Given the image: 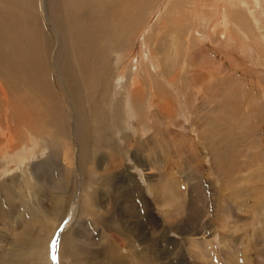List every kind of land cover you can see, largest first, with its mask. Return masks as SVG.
<instances>
[{
  "label": "rangeland",
  "instance_id": "obj_1",
  "mask_svg": "<svg viewBox=\"0 0 264 264\" xmlns=\"http://www.w3.org/2000/svg\"><path fill=\"white\" fill-rule=\"evenodd\" d=\"M182 1V10H172L169 4L161 9L163 12L166 8L165 25L155 13L154 17L146 15L135 27L140 36L148 25L152 29L159 27L160 37L165 32V61H162L163 55H158L153 63H145L147 78L150 81L152 77L157 78L159 90L165 88V97L160 93L165 99V108L153 105L148 108L146 101L142 107L143 120L148 116L150 122L139 121L128 106L133 100L120 89L116 99L122 107L113 112L118 117L115 126L88 123L83 129L88 136L89 153L96 148L93 139L100 137L99 131L103 133L98 138H102L97 148L99 150L100 146V152L94 153V161L84 162L83 169L78 166L81 151L77 130L81 127L75 116H72V124L66 116L69 110L64 101L68 105L69 94H66L68 97L56 95L57 104L52 106V109L56 107L61 120L46 119L45 108L34 101L35 112L45 116L43 128L32 131L25 128L26 125L18 126L27 131L20 137V145L26 143L28 136L32 143L27 140L24 146L36 149L33 157L36 159L20 163L15 160L17 154L11 155L10 171L0 175V185L4 177L17 179L15 185H23L22 197L16 200L17 192L11 191V187L16 190L15 186L8 184L7 190L11 193L0 194L14 203L9 206V209L14 208L11 210L14 218L8 213L0 218V236H5L0 264L14 259H21L22 264H48L43 254L37 260L35 251L31 255L29 247L18 248L29 224L35 225L38 234L46 231H41L47 222L39 201L49 210L55 206L61 208L51 236L49 264L68 263L61 258L62 241L67 245L66 257H71V264L79 263L74 260L76 257L83 259L79 264H264V0L248 1L251 10L244 3L240 7L229 6V12L239 11L247 20L244 26L230 23L232 32L225 33L226 39L221 38L223 28L214 27L221 15L219 8H213L216 0H201L199 9L193 6L200 0ZM196 13L204 17V21H200L201 16L196 19ZM251 13L256 18H252ZM198 22L205 27L201 29L205 32L201 38L202 51L195 46L200 39L192 36ZM188 45L191 48L187 49ZM134 49L137 51V46ZM218 50L224 60L230 59L229 72L232 71L229 86L221 94L217 93L219 98L215 92L211 97L207 90L213 86L211 82H215L214 75L225 78L229 74L221 70L222 76L217 72V68L226 66L224 62L219 63L220 58L214 57L212 51L219 53ZM206 51L211 53L205 54ZM209 56L213 59L209 60ZM142 80L148 98L154 86ZM13 100L18 104L21 97L15 95ZM159 110L165 111V119ZM0 116L3 117L1 112ZM12 116L14 127L19 118ZM216 119H220L218 123ZM225 122L233 125L229 135L214 141ZM2 125L6 123L2 121ZM2 139L3 136L0 142ZM114 147L115 153L112 152ZM222 149L236 155L233 173L228 170L233 159L220 155ZM63 155H67L68 160ZM36 162L40 170L34 167ZM2 164L0 160V169ZM26 167L31 168V173L27 171L31 175L29 182L21 175ZM36 170L42 176L49 172L43 180L36 181L33 175ZM66 175L71 181L69 189L67 193H60L55 186L65 181ZM5 199L2 198L0 204L7 207ZM35 211L43 216L38 223L32 220Z\"/></svg>",
  "mask_w": 264,
  "mask_h": 264
},
{
  "label": "bare ground",
  "instance_id": "obj_2",
  "mask_svg": "<svg viewBox=\"0 0 264 264\" xmlns=\"http://www.w3.org/2000/svg\"><path fill=\"white\" fill-rule=\"evenodd\" d=\"M248 1L252 0H216V5L213 6V8H219L221 15L219 14L220 17L214 27L223 28L224 33L222 32L221 36L224 37L220 36L221 38L226 39L225 33L229 34V31L232 32V28L229 26L230 23L235 22V26L237 24L243 25L247 20V17L239 11H236L235 14L229 12V6L231 8L237 6L240 7L239 5L244 3L248 10H251L249 8V3H247ZM167 4H169V7L175 11L182 10L184 7L182 0H0V112L3 115V117L0 116V137L2 138L3 136L4 139L0 142V160L3 161V169H0L1 176L10 171V168L8 167L9 165H12L10 163L12 158L9 156L17 154L19 156L15 155L16 159L14 157L13 159L18 162L26 161L25 163H27L28 160H32L34 157L36 149L33 147L31 148V146L28 148L24 146L28 143V141L32 143L31 139H28V136L26 137L28 141L23 139L26 143L22 146L20 145V137L24 135L25 130L23 131L18 125H26L25 128L28 127L32 129V131H40L43 128L42 124L45 120V116L41 117L38 115V112H35L36 105H41V107L45 108V112L47 113L46 119L48 118L51 121H56L57 119L61 120L62 117L56 113V107L55 109H52V106L57 104L56 95L60 97L69 94L68 105L67 102L64 101V104L69 110V114L66 115L69 120L68 122L69 124H72V116H75L76 123L81 127L78 130L76 129L79 138V141H77L80 145L81 151L78 162L80 169H83L82 166H84V162L94 161V153L97 154L100 152V146L99 150H97V148L98 145L102 143V138H98L103 136L102 131H99L98 135H100V137L97 136L98 138L93 139V147L96 146V148H94L93 151H90L92 153H89V149L86 147L88 143V136L83 129L88 123L94 124V126H102L104 124H111L112 126H115L118 117L114 115L113 112H118V110L122 107V103L116 99L121 93L120 89H124L126 95L133 100V103L128 106L134 110L133 113L138 116L139 121H142L145 116V112L142 107L145 106L146 101H148V108L152 107V105L162 106L165 108V99L162 97L163 95L160 94L164 93L165 97V88L159 90L161 87L160 81L153 77L150 81L145 72V63H153V61L157 60L156 58L158 55H163L164 58L162 61H165V32L163 36L160 37L159 27H153L152 29V27L148 25L147 29L142 31L140 36V33L137 32V28L135 29V27L137 24L140 25V20L144 19L146 15H153L154 17L155 13L161 17L162 22L165 25L166 8H164L163 12L161 9L167 6ZM200 4L201 0L200 3L199 1H196L193 7L195 9H199ZM196 12L199 11L197 10ZM251 15L252 18L255 17L254 13H251ZM195 16L196 19H200L201 15L196 13ZM204 19L205 18L201 16L200 21H204ZM199 22L197 23L199 26L195 27L192 36L198 40L200 39V42H198L199 44H195V46H199L202 51L203 49L201 47L204 46V42L201 41V38L204 36L203 34H205V32L202 33L201 29L205 27L201 26V23ZM208 24L209 23H206V25ZM163 29H165V26ZM146 31L148 32L147 34H145ZM240 32H243V30H240ZM178 45L180 46V44ZM135 46H137L138 52L135 51ZM179 46H177L178 51H181ZM188 48H191V46L188 45L187 49ZM206 52L204 53H211L210 51ZM212 53L215 54V58L217 56L221 59V61H219L220 64L224 62L226 65L223 68H217V72L221 74L220 71L222 70L227 74L231 63L230 59L224 60V57L220 56V53H222L220 51L219 53L212 51ZM211 57L209 56L208 59L212 60L213 57ZM225 58H227V56H225ZM153 70H155V66H153ZM230 73L232 74V71L229 72L227 76L225 75V78H220L221 76L216 75L212 77V80L215 82H211L213 86H210V89H207L208 92H210L211 97L213 96L212 92H215L214 95H217V93L221 94L229 86L228 84L230 83V78L232 76ZM142 78L146 79L150 85L154 86L153 90L149 91L150 95L148 98L145 95V83ZM196 80L197 78L195 75V81ZM134 84H136L135 87ZM15 95H18L19 98L21 97L20 103L18 104H15V101L13 100ZM166 97V100H168L169 95ZM217 97L219 98L218 95ZM153 98L155 100L151 101ZM161 99H163V102H161ZM34 101H36V105H34ZM179 106H182V104ZM137 110H141V113L139 114ZM224 110H226V108ZM11 111L14 113H11ZM158 112L165 119V111L162 112L159 110ZM149 114L150 109H148V115ZM222 114H224V112ZM12 115H15V119L19 118V122L16 123L14 127L12 126L15 120ZM147 117L148 116H146L143 120L144 123L150 122ZM219 120L220 119H216L215 122ZM2 121L6 123V126L2 125ZM63 122L65 123V121ZM232 127L233 125L230 126V123L225 122V127L223 125V128H219L221 130L217 132L218 137L217 139H214V141H217L224 136L227 137L230 132L229 130ZM42 134L44 133L42 132ZM94 136L95 135H93V137ZM225 144L227 143L225 142ZM15 145H17V149H13ZM102 148L104 149V145ZM226 149L220 150L219 153L220 155L223 154L222 156L225 154L229 159H233V161L231 160L233 164L228 169L229 172L233 173L234 163L237 161L234 160L236 155H234V152V154L228 153ZM20 151L23 152L24 155L22 153L18 154ZM112 152H116L115 147L112 149ZM65 153L67 154V152ZM107 157L109 158V156ZM63 158L68 160L67 155H63ZM95 165H97V163ZM28 167H26V172L24 170L25 173L22 172L21 175L29 182L31 181V175L28 174L27 171L31 168ZM34 167L39 169V163L36 162ZM96 167L97 166L94 167L95 171L98 170H96ZM62 169L60 171H63ZM29 173L31 172L29 171ZM59 173L60 172L58 171V174ZM33 175L35 176L36 181L44 179V175L42 176L40 173H37V170L33 173ZM64 178L65 181H60L55 186V188H57L56 190L60 191V193H67L69 183L71 182L69 175H66ZM16 181L17 179H7V177H4V180L1 181L2 184L0 185V194L3 195V193H11L7 190L9 184L10 186H15L16 188V190H14V187H11V191L13 193L17 192L15 200L20 197L22 194L21 191H23V185H15ZM87 181L88 180H86V182ZM230 183H232V181ZM28 186L30 188L33 187L30 184H28ZM77 189H79V186ZM29 195H31V193ZM1 197L5 199L4 196H0V202L2 199ZM58 198L61 199L60 197ZM59 199H57V202L60 201ZM91 199L92 197L90 200ZM7 203V207L0 204V218L6 217L7 213L10 217L14 218L13 212H11L14 208L9 209V206L14 203L8 198L4 200V204ZM38 205L40 209L43 208L42 211L45 217L44 221L47 222L46 228L44 226L41 231H46L38 234L36 233L37 229L35 228V225L29 224L25 229V235L21 238V240H19L18 248H23L24 246L27 248L29 247L31 255L35 251L37 260L40 259L39 257L43 254L49 264V246L51 236L57 221L59 220L61 208L55 206L53 210H49L44 208L42 202L40 201ZM32 216V220L35 223H38L39 219L43 217L36 211L32 214ZM10 236H12V233ZM103 236L100 237L102 238ZM3 237L5 236H0V252L4 245ZM62 245H64V248L61 250L63 253V257L61 256V258L64 261H68V263L65 264H71V257H66L65 247L67 245L64 241H62ZM74 260L79 263L81 261L82 263L83 259L76 257ZM14 262L16 264H22L21 259H14L7 264H14ZM127 263L129 262L127 261Z\"/></svg>",
  "mask_w": 264,
  "mask_h": 264
},
{
  "label": "crops",
  "instance_id": "obj_3",
  "mask_svg": "<svg viewBox=\"0 0 264 264\" xmlns=\"http://www.w3.org/2000/svg\"><path fill=\"white\" fill-rule=\"evenodd\" d=\"M127 161V160H126ZM158 205H159V203H158ZM160 205H161V207H162V204L160 203Z\"/></svg>",
  "mask_w": 264,
  "mask_h": 264
}]
</instances>
